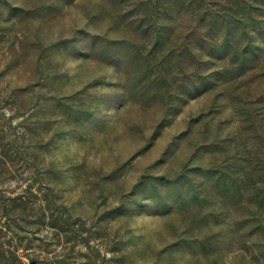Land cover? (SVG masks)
<instances>
[{"label":"rangeland","instance_id":"374dc122","mask_svg":"<svg viewBox=\"0 0 264 264\" xmlns=\"http://www.w3.org/2000/svg\"><path fill=\"white\" fill-rule=\"evenodd\" d=\"M1 250L264 264V0H0Z\"/></svg>","mask_w":264,"mask_h":264},{"label":"trees","instance_id":"16d2710c","mask_svg":"<svg viewBox=\"0 0 264 264\" xmlns=\"http://www.w3.org/2000/svg\"><path fill=\"white\" fill-rule=\"evenodd\" d=\"M6 227H8L10 229V225L9 224H7ZM5 252L9 253V256L11 257V259L7 258L8 255ZM5 252L3 250H1V252H0V260L1 259H5V260H7V262L9 264H22V262L19 260V257L15 253H11V252H8V251H5Z\"/></svg>","mask_w":264,"mask_h":264}]
</instances>
